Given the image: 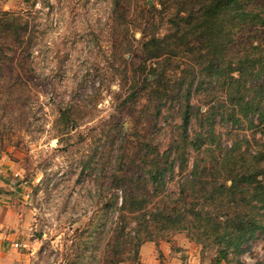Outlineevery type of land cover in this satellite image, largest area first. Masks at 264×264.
Returning <instances> with one entry per match:
<instances>
[{
  "label": "rangeland",
  "instance_id": "rangeland-1",
  "mask_svg": "<svg viewBox=\"0 0 264 264\" xmlns=\"http://www.w3.org/2000/svg\"><path fill=\"white\" fill-rule=\"evenodd\" d=\"M212 2L0 0V264H264V0Z\"/></svg>",
  "mask_w": 264,
  "mask_h": 264
},
{
  "label": "trees",
  "instance_id": "trees-1",
  "mask_svg": "<svg viewBox=\"0 0 264 264\" xmlns=\"http://www.w3.org/2000/svg\"><path fill=\"white\" fill-rule=\"evenodd\" d=\"M235 2L236 0H214V2H212L209 5V9H213L216 11L219 8H225L226 6L227 7L233 6ZM8 16L10 17H7L8 19L5 22L6 26L8 28L18 27L20 24V21L17 22L19 16L17 15H16L17 17L15 15H8ZM254 108L259 112V115L264 114V109L260 110V108L257 106H255ZM153 163H154V159H153ZM252 177L254 176L252 175ZM262 182L259 181L258 184ZM229 188L230 187H227L228 190ZM260 226H261V222L257 221L255 217H246V218L242 217V219L239 220V216H238L232 219H225L224 221L221 222L218 221L216 230L212 232L213 241L216 243H220L222 245L224 243L225 247L227 246L233 247L234 245L239 244L242 239L246 238V236L248 237L252 236ZM125 229H126L125 224L121 223L117 237V239L121 237V240L117 242V246L121 245L122 242L125 241L124 240V237L126 235ZM120 248L121 247L119 248L116 247L114 249L113 252L114 257L110 259H103V264H116L118 262L123 261V256H122L123 251Z\"/></svg>",
  "mask_w": 264,
  "mask_h": 264
},
{
  "label": "crops",
  "instance_id": "crops-1",
  "mask_svg": "<svg viewBox=\"0 0 264 264\" xmlns=\"http://www.w3.org/2000/svg\"><path fill=\"white\" fill-rule=\"evenodd\" d=\"M142 250H143V248H142ZM142 250H141V254H143L142 253ZM0 259H4V257L3 256H0ZM142 261L145 264H156L155 257L152 254H150V253H147V254L144 253L143 256H142Z\"/></svg>",
  "mask_w": 264,
  "mask_h": 264
},
{
  "label": "built area",
  "instance_id": "built-area-1",
  "mask_svg": "<svg viewBox=\"0 0 264 264\" xmlns=\"http://www.w3.org/2000/svg\"><path fill=\"white\" fill-rule=\"evenodd\" d=\"M14 246H18V243H13Z\"/></svg>",
  "mask_w": 264,
  "mask_h": 264
}]
</instances>
